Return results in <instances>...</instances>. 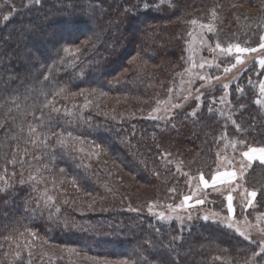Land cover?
I'll return each instance as SVG.
<instances>
[{"label":"trees","instance_id":"obj_1","mask_svg":"<svg viewBox=\"0 0 264 264\" xmlns=\"http://www.w3.org/2000/svg\"><path fill=\"white\" fill-rule=\"evenodd\" d=\"M210 19L221 45L258 46L264 0H0V264H264L221 224L143 214L182 200L185 173L210 180L227 144L264 147L255 66L230 116L209 100L145 116L188 66L189 23ZM245 184L264 213V163Z\"/></svg>","mask_w":264,"mask_h":264},{"label":"rangeland","instance_id":"obj_2","mask_svg":"<svg viewBox=\"0 0 264 264\" xmlns=\"http://www.w3.org/2000/svg\"><path fill=\"white\" fill-rule=\"evenodd\" d=\"M214 31L215 27L211 19L189 23L186 31L188 66L171 86L166 97L159 100L152 110L145 114L146 117L166 123L179 116H195L204 100H209L208 102L213 106L216 104L220 114L226 113L230 116L232 110L230 109L231 86L238 83L241 75L253 66L256 67L257 77H259L253 82L258 95L256 101H260V103H256L264 108V94L260 91V85L264 84V67L259 63L261 59H264V49H261L259 45L250 47L239 44L240 47L256 48L257 51L248 53L221 51L215 47L220 42L215 39ZM234 45L236 44L221 45V47L227 49ZM237 56L243 63L236 64L235 68L225 73L223 68L235 64ZM201 77L205 79H201ZM225 84L228 85L227 88L224 87ZM217 90L221 94L219 98L213 96ZM175 105L180 106L174 107ZM75 146L77 150L86 154L85 159L88 162L93 161L99 154L97 149H90L81 142L75 143ZM234 147L232 144H227L219 151L218 165L214 176L224 172H235V177H224V182L206 187L200 179L201 176L192 177L185 173L184 177L189 183V190L185 196H191L188 204L179 207L183 204L184 198L175 203H150L143 208V214L161 223H178L180 225L205 221L203 217L207 215L209 222L221 224L238 234L236 229L239 228V231L244 232L248 237L246 239L252 240L260 246L261 243H264V231H261L264 229V213L257 212L254 204L256 197L253 199L250 195L254 190L249 189L245 184V177L252 163L260 162V160L257 158L249 161L243 155L244 152H238ZM253 155L258 157L259 154ZM228 195L233 197V211L231 212L227 206ZM201 198L204 199V203L197 204L196 201ZM250 201L251 203H249ZM160 213H164V220L159 219ZM230 223L234 225L231 228L228 227ZM245 236L243 237L245 238Z\"/></svg>","mask_w":264,"mask_h":264},{"label":"snow or ice","instance_id":"obj_3","mask_svg":"<svg viewBox=\"0 0 264 264\" xmlns=\"http://www.w3.org/2000/svg\"><path fill=\"white\" fill-rule=\"evenodd\" d=\"M35 2L39 3V0H35ZM143 6H144L145 8H148L150 5H149L147 2H144ZM4 19L7 20L8 17L5 16ZM193 23H195V21H193ZM260 41H261V42H260V44H259V47H260L261 49H264V36H261V37H260ZM215 47H216L217 49H220L221 51H226V52H228V53H232L233 51H235V52H237V53H248V52H255V51H257L256 48L240 47L239 44H236V45H234V46H229L227 49H225V48H222L221 45H220L219 43H217ZM64 51H65V52H68L69 49H64ZM77 51H79V50H77ZM240 63H243V61L240 59L239 56H237V57H236V63L230 65L229 67H225V68H223V71H224L225 73H227V72L231 71L232 68H235L236 64H240ZM259 63H260V65H261L262 67H264V59H261V60L259 61ZM201 67H203V65H201ZM45 78H47V77H45ZM201 79H205V78H204V77H201ZM224 87L227 88L228 85L225 84ZM260 91H261L262 94H264V84H261V85H260ZM256 102H257V103H260L259 100H257ZM179 106H180V105H175L174 107H179ZM193 114H195V113H193ZM233 123H235V122H233ZM236 127L238 128L239 125H236ZM54 135H55V134H54ZM69 135H70V134H69ZM60 142H61V144H63V141H62V140H61ZM255 153H258V154H259L258 157L255 156V155H253V154H255ZM243 155H244L245 157H247L249 161H252V160H255V159L258 158V159L260 160L261 163H264V147H262V148H251L249 151L244 152ZM61 171H63V170H61ZM235 176H236V173H235V172H224L223 174H217V175L213 176V177L211 178V181H210V182H209L208 179H205V178L203 177V175H201L200 179H201V181L203 182V184H204L206 187H208V186H214V185H216L218 182H220V183L224 182V177L232 178V177H235ZM73 183H75V181H73ZM250 195H251V197L254 199V198L256 197L257 193H256L255 191H253V192L250 193ZM232 199H233V197H232L231 195H228V196H227V202H228V205H227V206H228V210H229L230 212L233 211V208H232ZM190 200H191V196H185L184 199H183V204L180 205L179 207H182L184 204H188V202H189ZM196 203H197V204H203V203H204V199H203V198L198 199V200L196 201ZM249 203H251V201H250ZM150 211H151V209H150ZM159 219H160V220H164V219H165V215H164V213H160V215H159ZM203 219H204L205 221H208V220H209V217L206 215V216L203 217ZM233 226H234V225L231 224V223L228 224V227H230V228L233 227ZM236 230L239 232V234H240L241 236H245V233H244V232H240V231H239V228H237ZM261 231H264V229H262ZM245 238H248V237L245 236ZM261 254H264V243H261V244H260L259 252H254V253H253V256L255 257V256H257V255H261ZM17 255H19V253H17ZM254 264H255V262H254Z\"/></svg>","mask_w":264,"mask_h":264}]
</instances>
